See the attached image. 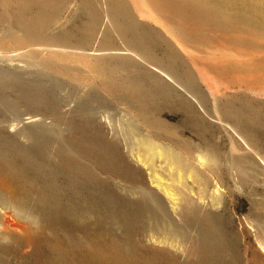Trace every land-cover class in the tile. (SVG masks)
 I'll list each match as a JSON object with an SVG mask.
<instances>
[{
	"label": "rangeland",
	"instance_id": "rangeland-1",
	"mask_svg": "<svg viewBox=\"0 0 264 264\" xmlns=\"http://www.w3.org/2000/svg\"><path fill=\"white\" fill-rule=\"evenodd\" d=\"M167 2L179 7L181 19L197 32L193 52L199 62L220 65L214 70L219 71L215 76L214 71L203 69L214 77L210 80L214 98L199 86L194 88L198 92L194 96L191 87L176 89L160 79L158 83L156 77L122 58L97 62V67L101 64L104 68L102 77L87 82L85 79L91 76L48 59L46 55L54 54L52 48L6 45L5 27L16 20H0V53L7 54L0 57V67L23 75L22 81L14 82L0 74L5 86L0 87V99L38 93L44 103L63 97L75 109V114L67 118L69 127L59 120L61 127L35 122L19 132L0 128V170L5 171H0V177L4 174L7 182L11 180L19 187L17 193L25 195L17 198L15 207L6 205V182L0 179V194L4 196L0 208L5 209V214L0 211V264H264V0H254L250 11L238 3L232 8L212 0H200V7L191 6V0ZM84 3L94 7L97 0ZM61 15L78 24L87 17L72 5ZM59 24L45 29L54 32ZM192 100L198 103V110L187 104ZM213 102L219 113H215ZM229 107L238 113H230ZM4 111L0 109V119L9 113ZM91 112L104 120L108 117L110 126L105 135L96 134L90 125H75ZM143 140H153L176 152L188 167L196 165L200 155L213 154L216 162L209 165L205 161V165L196 167L195 179L187 178L179 184L169 166L168 170L165 167L167 162L151 153ZM136 158L151 163L155 179L164 182L167 189L183 193L186 202L181 212L172 211L166 195L151 187L154 185L149 182V170L145 172L147 166L136 164ZM11 169L10 174L7 170ZM158 232L174 240L178 237L177 245L175 241L173 245L154 242Z\"/></svg>",
	"mask_w": 264,
	"mask_h": 264
},
{
	"label": "bare ground",
	"instance_id": "bare-ground-1",
	"mask_svg": "<svg viewBox=\"0 0 264 264\" xmlns=\"http://www.w3.org/2000/svg\"><path fill=\"white\" fill-rule=\"evenodd\" d=\"M85 1L86 0H2V1L0 0V20L4 19V20H7V22L11 21V20H16L15 24H9L8 23V25L5 27V31H6L5 33L7 34V36H8L7 38L9 40V42L6 43V45L7 44L9 45V43H10V45L12 47H18L20 49L24 48V47H36V46H45L48 48H52L53 49L52 52L54 54L52 53L53 55H51V54H49L48 56L46 55V57L48 59L59 64V66L66 67L69 70L73 69L78 74H83L87 77L91 76V79H85V80H87V82L92 81V80L99 81L101 79L102 74L104 72V68L101 64L99 67H97V65H96L97 62L101 63L103 60H105L107 58H111V59H113V58L114 59L115 58L121 59L122 58V60L125 59L127 61H130L132 64L135 63V65L138 66V68L140 67L141 70L152 75L151 76L152 78L156 77L157 80H155V81H158V79H160L162 82H166V81L170 82L172 84V86L173 85L176 86L175 87L176 89L179 86L182 88L183 87L186 88V86L191 87V88H193L194 93L192 91H188V92L195 94L194 96H196V94L198 95V92L196 90H194V88L195 87L198 88V86H199V89L204 88L207 91L208 95L214 98V96L216 94L213 93V86H212L211 81H210L214 77L213 78L210 77L206 73V71H207L206 69H208L209 71H214L215 69L219 70L220 65L218 64L219 65L218 66L219 68H218V67H216L217 66L216 63H215L216 65L215 64H205L204 65L205 62L204 63L199 62L200 61L198 58L199 56H197L193 52V49H194L193 43L196 41L198 42V37H197L198 34H197V32H196L197 35L194 33L193 27L190 24H188L187 21L181 19V18H183V16L181 17L179 15V12H181L179 7L176 8V6H173L170 3H168L167 0L166 1L165 0H97V4L94 7L86 6V3H84ZM212 1H214L215 4L217 2L221 4V2H222L224 5L231 6V7L238 5L239 7L243 8V10L250 11V10H252L251 3L254 0H252V1L251 0H212ZM183 2H184V0H183ZM187 2H188V0H187ZM175 3H177V2H175ZM201 3H202V1H201ZM210 3L211 2H209V4ZM186 4H188V3H186ZM195 4H197L200 7V0H191V6L195 7ZM223 4H221V5L223 6ZM71 5H72V7H75L77 9H81L82 11L86 12V14H87V17L85 18V20L82 19L83 21L79 24L74 22V21L71 22V19L67 20V18L69 16H62L61 15V14H63L64 11H66V9L69 10L71 8ZM253 5H254V2H253ZM207 6H208V4H207ZM222 6H221V8H222ZM186 7H188V6H186ZM186 7L184 6L185 9H186ZM185 9H183V11L186 12L187 10H185ZM188 9H189V7H188ZM200 9H202V7ZM262 10H264V8H262ZM195 11H196V9H195ZM217 13H218V11H217ZM191 17L192 16L190 15V17H188V18L191 19ZM69 18H71V17H69ZM60 20H62V21H60ZM194 21H196V20L194 19ZM58 22L60 23L59 24V30L56 29L57 30V31L55 30L56 32L55 31L54 32H51V31L47 32L48 29L46 30L45 29L46 27H48L50 24H53V23L58 24ZM202 23H203V21H202ZM210 24H212V23H210ZM233 41L236 42L235 39ZM227 42H228V45L231 46L229 43H232V39L227 40ZM243 43H245V42H243ZM41 49H43V48H41ZM49 51L50 50H48V52ZM45 52H46V50L42 53H45ZM5 55H7V54H1L0 53V57H5ZM75 56H78V58L77 57L74 58ZM223 57L228 58V59L233 58V56H231V55H224ZM8 61L12 62L13 60L10 59ZM117 65H118V63H117ZM12 66L13 65H11V67ZM120 66H121V64H120ZM133 67H134V65H133ZM203 69H205L206 71H204ZM223 69H224V67H223ZM13 70H15V69H13ZM13 70L10 68L4 69V67L3 68L0 67V74H4L6 77L13 79L14 82L18 81L17 79L23 80V75H21V73L18 74L16 72H14ZM122 70H124V69H122ZM17 71H18V69H17ZM125 71H126V69H125ZM134 71H135V69H134ZM217 72H219V71H214L213 72L214 74L213 73H211V74H213V76H215V74ZM147 73H144V74L147 75ZM104 74H106V73H104ZM5 76H2V79ZM147 77H149V76H147ZM151 77H150V79H151ZM121 80L123 82V79H121ZM4 81H7V80L4 79ZM4 81H3V83H4ZM159 81H158V83H159ZM111 82H110V84H111ZM6 83H8V82H6ZM19 84L21 85V83H19ZM22 84H23V82H22ZM115 85L117 86V84H115ZM118 85H119V83H118ZM122 85L125 87V85L121 83V86ZM157 85H159V84H157ZM7 86H6V89H7ZM25 86L26 85H24L23 87H25ZM121 86H119V87H121ZM0 87H2V89L5 88V86H3V84H1V80H0ZM29 87H32V84ZM29 87H27L26 89H28ZM13 89H12V91H13ZM125 89H127V88H125ZM168 90H170V89H168ZM0 91H1V89H0ZM129 91H130V89H129ZM22 92H23V90H22ZM22 92H21V94H22ZM31 92H33V91H31ZM143 92H145V91H143ZM202 96H204V95H202ZM199 98H201V96ZM3 99H6V98H3ZM188 99H186V101H188ZM213 101H214V99H213ZM70 102H71L70 100H66L62 97V98H58V99H54V100L52 99V101L50 100V102L44 103L43 99L38 95V93H32L29 96L27 95L26 97L16 95L14 97H11L10 100H6V101H2L0 99L1 106H4V109L9 112V113H4L5 115H1L0 128L2 130L10 129V131H17L18 130V132H19V131L23 130V126H26V124H29V123L36 124L35 122H37L40 125H44V126L51 127V128H53L55 126L61 127V124L66 126V125H68V122H69V121H67V118L69 116H71V114L72 115L75 114V109L74 110L71 109V103ZM187 104H189L192 108H195L198 110V108L196 107L198 105V103L193 102V100L189 103L187 102ZM213 104L215 107V109L213 108L215 113H216V111H218V113H219L217 103L213 102ZM1 106H0V109H2L3 112H5ZM79 106H81V104ZM86 107L84 109H86ZM228 110L230 113H233V114L238 113V112H235V109L234 110L232 109V112H231V107H229ZM224 111L226 112V109ZM80 112L82 113V111H80ZM222 112H220V113H222ZM215 115H217V114H215ZM96 116H98V115H95L92 112L87 116H83V118L80 116L81 117L80 120H77L78 122H75V125L76 124L81 125L82 123L86 127H88L90 125L89 127L92 128L93 130H95L97 132L96 134L105 135L109 126H110L109 122H108V117H104V118H106V120H104V119L100 118L99 116L98 117H96ZM132 118H134V117H132ZM219 118H221V117L219 116ZM137 119H138V117H137ZM47 120H49V121H47ZM59 120L62 121L61 124L59 123ZM68 120H70V119H68ZM71 120H70V123H71ZM225 121H228V120L226 119ZM72 124H73V122H72ZM83 124H82V126H83ZM75 125H73V127ZM68 127H69V125H68ZM71 128H72V126H71ZM78 130H80V128ZM86 130L88 131L89 129L87 128ZM74 131H77V130H74ZM79 133H81V132H79ZM87 137H85V138H87ZM102 140L104 141V139H102ZM150 140H143L142 144H144L146 148L148 147L147 149L151 153L155 154L158 159H161V160L164 159V161L167 162L168 165H166L165 167L168 170V166H169V170H172V174H174V176L177 177L179 184H182V180L187 179V178H192V179L194 178L195 179L197 177V174L195 171L196 167L199 168V167L205 165V161H208L207 164H209V165H212L213 161L216 162V160H215L216 157L213 154L210 155L209 157H204V156L200 155L196 159L197 164L196 165H190V167H188L189 165L188 166L184 165L187 161L183 164L184 159H183V161L181 160L182 156L179 157L176 152L174 153L173 151H169V150L165 149L164 146L160 147V146H158L159 143H157L153 140L152 141H150ZM82 141H84V139ZM136 141L140 142L139 139ZM97 142H100V141H97ZM156 143H157V145H156ZM83 144H85V142ZM102 144H105V143H102ZM96 145L99 146V144H97V143H96ZM141 146H143V145H141ZM243 147H245V146H243ZM1 150H3V149H1ZM144 150H143V152L147 151V150H145V151ZM0 152H2V151H0ZM153 154L152 155L150 154L151 159L153 157ZM249 154H251V153H249ZM3 155H4V153H3ZM179 155H181V154H179ZM149 158H147V159H149ZM144 159H146V158L144 157ZM7 160H9V159H7ZM161 160H159V161H161ZM0 161H2V157H1ZM4 161H6V160H4ZM146 162L147 161H145V160L143 161V160H140L138 158L135 159L136 164L141 165L142 167L147 166L145 172H147L149 170L150 173L147 172V176L151 179L149 181L150 184L154 185L151 187H153L154 190L158 191V193L162 192L166 195L164 197L167 199L172 211H174V212L179 211L180 207L182 208V204L186 202L185 198H183L184 195L182 196L183 193L181 194L180 192L172 189L171 187L170 188H171V190H173V192L170 191L169 189H167V185L164 182L163 183L165 186H163V183L160 180L155 179L156 176L153 175V173H155L154 172L155 170H153L151 163L149 162L150 163V165H149ZM12 163L14 164V162H12ZM21 163H23V162H21ZM189 163H187V164H189ZM15 165H16V163H15ZM22 165L23 164H21V167H22ZM1 166H3V165H1ZM1 166H0V168H1ZM13 166L14 165H11L12 169L16 168V170H17V167L14 168ZM25 166H27V165H25ZM12 169L7 170V171H9V173L11 174ZM18 169H20V166ZM0 171H1V173L5 172V171L2 172V170H0ZM15 173H16V171H15ZM4 176L5 175L3 174V177ZM9 177L11 178V176H9ZM14 177L16 178V175ZM2 178L0 177V179H2ZM6 179L7 178L4 179L5 180L4 182H6L5 183L6 186L3 187V191H5V195L7 194V198H8L7 200H5L7 203L6 205H9V204L12 205L13 204V206H14V204H18L17 203L18 201H16L17 198L21 197L20 193L19 194L17 193V190L19 187L12 184L11 182H13V181H11L10 179H8V180H10L11 182L10 181L7 182ZM12 179H14V178H12ZM146 180H148V179H146ZM24 184H22V185H24ZM27 188H28V186H27ZM149 189H150V187H149ZM187 189L189 190L190 193L193 191L191 188H187ZM1 191H2V189H1ZM23 194H25V193H23ZM1 197L4 199V196H2L0 194V198ZM23 197H21V198H23ZM196 199H198V198H196ZM199 199H201V198L199 197ZM190 204H191V202H190ZM20 206H22L21 203H20ZM1 210L5 214L4 207L0 208V211ZM193 211H194V209H193ZM179 212H181V211H179ZM4 214H3V216H4ZM210 219H212V218H210ZM5 220L6 219H4V221ZM5 224L8 225L7 227H9V226L11 227L10 221H9V223L7 221H5ZM151 237H153V236H151ZM177 238L178 237H176V240H174L175 237L169 236L165 232H164V234L162 232L161 233L158 232V234L155 236V238H153V240H154V242L157 241V243H161V244L164 243V244L170 245L174 241H175L174 243L176 244ZM180 244H182V243H180ZM216 251H217V249H216Z\"/></svg>",
	"mask_w": 264,
	"mask_h": 264
}]
</instances>
